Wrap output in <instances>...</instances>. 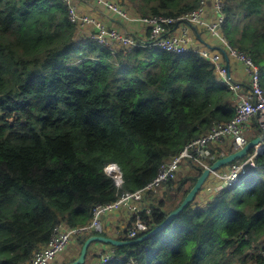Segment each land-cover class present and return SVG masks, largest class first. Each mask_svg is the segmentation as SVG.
<instances>
[{"label":"trees","instance_id":"16d2710c","mask_svg":"<svg viewBox=\"0 0 264 264\" xmlns=\"http://www.w3.org/2000/svg\"><path fill=\"white\" fill-rule=\"evenodd\" d=\"M129 1L142 16H178L200 2ZM226 14V36L253 57L264 88V0H226ZM237 101L199 54H113L81 33L61 0H0V264L27 263L55 226L87 225L96 206L146 187L164 160L229 121ZM111 164L121 189L106 172ZM199 176L150 194L147 229L122 240L159 227ZM262 241L264 151L237 186L204 204L196 197L151 239L116 255L138 264H264Z\"/></svg>","mask_w":264,"mask_h":264},{"label":"built area","instance_id":"2783aa9c","mask_svg":"<svg viewBox=\"0 0 264 264\" xmlns=\"http://www.w3.org/2000/svg\"><path fill=\"white\" fill-rule=\"evenodd\" d=\"M61 1L68 8L70 20L79 27L81 33L108 47L113 54L146 48H161L176 55L191 52L199 54L214 65L218 78L236 95L238 106L229 121L215 122L208 133L190 141L180 154L164 160L158 174L146 187L124 192L116 201L96 206L93 218L87 225L75 228L65 224L55 226L48 243L35 251L32 259L25 264H54L73 241L101 235L104 232L102 218L121 209L128 212L133 224L128 230L120 231L119 235L135 239L138 232L147 229L142 213L150 214L151 210L144 205L146 198L150 194L159 196L168 183L177 181L181 167L187 163L195 164L202 172L209 169L221 159L213 147L230 141L236 151L244 148L249 143L246 135L252 122L257 124L262 141L245 160L230 163L226 173L220 174L218 170L213 173L222 181V189L237 186L264 150V88L261 70L250 54L233 46L226 36V0H200L197 8L178 16H142L124 0H88L96 9L110 15L111 20L117 19L119 26H111L91 14L81 13L77 0ZM208 41L217 43L221 51H214ZM226 56L241 65L245 79H235L232 69L229 71L226 67ZM106 172L121 189L124 180L119 166L111 164ZM261 254L264 255V250ZM118 260L124 264H138L136 261L119 259L115 251L102 254L98 264Z\"/></svg>","mask_w":264,"mask_h":264},{"label":"crops","instance_id":"0c3cea01","mask_svg":"<svg viewBox=\"0 0 264 264\" xmlns=\"http://www.w3.org/2000/svg\"><path fill=\"white\" fill-rule=\"evenodd\" d=\"M77 2L80 5V12L81 13L91 14L92 16L108 23L111 26H113V25L119 26V21L117 19L111 20L110 15L106 14L105 12H103L99 9H96L90 1H88V0H77ZM208 43L210 44V47L214 51H221V49L217 46V43H211L210 41H208ZM231 69H232L233 75L235 76V79H237V80L245 79V77L242 74L243 71L241 69V65H239L236 62L230 61V70ZM254 132H257V134L254 135ZM246 136H247L249 142L254 141L260 137V130H259V128H256V125L254 124V122H252L250 130ZM230 143H231L230 141H226L225 143L218 145L217 147H213V150L215 153L218 154V157L224 158L225 156H228L230 154L237 152L235 150V148L233 147L232 143L231 144ZM249 155H250V153L248 154V156ZM245 158H243V159H245ZM243 159H238V160H243ZM226 172L227 171H223V169H222V172H219V170H218V173H220V174H224ZM199 175H200V171L197 167L182 166L180 171H179L177 181H180L185 177H198ZM222 186H223V184H222ZM166 188L167 187H165L164 191L161 192L162 195H165V193L167 192ZM221 190L222 189L204 188L203 193H209V194L205 199H203L201 201H197V202H201L204 204L209 200L210 196H212L213 194H215ZM159 197H160V194H159ZM144 205L149 207V202L147 200H145ZM102 222H103V226H104V232H103L104 234L102 233L101 235L108 237V238L116 239V240H122L123 236H120L119 232L122 230H128V227H130V225L133 224L132 220L130 218V215L128 214V212L126 210H123V209L117 211L116 213L106 215L105 217L102 218ZM79 242L80 241H76V243H77L76 247L81 246ZM89 250L88 251L90 253L87 255L88 257L86 258L85 264H98L99 260H100V256L102 254L111 253L112 251L116 252V247L109 245V244L102 243V242H94L90 246ZM60 256H61V254H60ZM60 256L58 257V260L54 264H56L60 261V259H61ZM76 256L77 257H75V259L77 260L80 255L76 254Z\"/></svg>","mask_w":264,"mask_h":264},{"label":"water","instance_id":"95a60500","mask_svg":"<svg viewBox=\"0 0 264 264\" xmlns=\"http://www.w3.org/2000/svg\"><path fill=\"white\" fill-rule=\"evenodd\" d=\"M226 67L230 71V60L227 56H226ZM261 141H262V138L259 137L256 140L249 142L244 148L238 150L236 153L230 154L228 156H225L224 158L219 159L209 169H206L205 171H203L202 174L199 176L194 187L191 189V191L188 193V195L186 196V198L182 202L181 206L177 210L170 213L169 216L167 217V219L159 227H157L154 231L150 232L149 234L145 235L144 237H141L138 240H132V241L116 240V239L105 237L103 235L91 236L87 239V241L83 245L79 258L77 260H75L74 262L69 263V264H85L86 258L88 255V250L94 242H102L105 244L112 245L116 248H119V247H123V246L140 244L146 240L151 239L158 232H160L167 225H169L177 216H179L185 210V208H187L189 206L190 203L195 201L197 195L203 189V187L206 184V181L208 180L210 175H212L217 170L221 169L222 167H224V166H226V165H228V164H230V163H232L238 159H243V158L247 157L251 151L255 150L256 146H258L261 143ZM263 151L264 150H262L261 152H263ZM120 171H121V169H120Z\"/></svg>","mask_w":264,"mask_h":264},{"label":"rangeland","instance_id":"374dc122","mask_svg":"<svg viewBox=\"0 0 264 264\" xmlns=\"http://www.w3.org/2000/svg\"><path fill=\"white\" fill-rule=\"evenodd\" d=\"M126 2H127L128 5L136 7V6H135L136 4H134V3H131V4H130V1H129V0H126ZM219 54H220L221 56H223L222 53L219 52ZM259 68H260V67H259ZM261 71H262V70H261ZM262 73H263V72H261V74H262ZM237 102H238V101H237ZM256 134H257V132H254V135H256ZM229 165H230V164H228V165L222 167L221 169H219V172H222V169H223V171H228V169H229ZM186 166L197 167L195 164H189V163H187ZM244 186L246 187L247 185L245 184ZM204 188H207V189H222V188H223V186H222V181L216 176V174H212V175H210V177H209L208 180L206 181V184L204 185L203 189H204ZM203 189H202V190L199 192V194L197 195V201H201V200L205 199V198L208 196L209 193H203V192H204ZM176 190H177V188L174 189V191H173L174 194L176 193ZM222 190H225V189H222ZM174 194H173V195H174ZM160 197H163V195L160 194ZM103 234H104V233H103ZM79 243H80V242H79ZM260 244H261L262 246H264V241H262ZM76 245H77L76 241H73V242L69 245L68 249H67L66 251H64V252L61 254V256H60L61 259H60V261H59L58 263H56V264H67V263H69V261H72V260L75 259V257H77L76 254H77V255H80L82 250H81L80 247H76ZM89 251H90V250H89ZM89 251H88V254L90 253ZM87 257H88V256H87Z\"/></svg>","mask_w":264,"mask_h":264}]
</instances>
